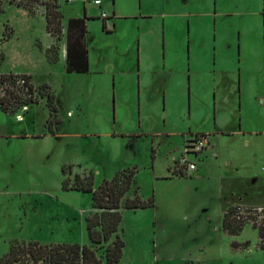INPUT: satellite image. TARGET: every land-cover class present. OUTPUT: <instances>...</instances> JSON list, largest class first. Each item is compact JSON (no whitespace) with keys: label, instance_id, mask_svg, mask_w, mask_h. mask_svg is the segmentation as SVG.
<instances>
[{"label":"rangeland","instance_id":"rangeland-1","mask_svg":"<svg viewBox=\"0 0 264 264\" xmlns=\"http://www.w3.org/2000/svg\"><path fill=\"white\" fill-rule=\"evenodd\" d=\"M46 1L18 7L0 0V73L30 70L35 82L52 87L37 84L42 95L26 108L0 109V258L14 241L88 244L92 194L64 189L63 180L92 174L96 188L131 168L127 195L153 197L155 204L122 209L118 264H264L258 223L247 221L240 234L229 235L221 220V190L264 200V0H172L170 69L161 62L163 0H132L122 10L128 18L109 20L110 32L91 21L85 41L93 66L119 68L116 90L105 73H68L64 58L50 62L57 47L44 50L45 19L29 12ZM84 1L64 4L66 18L81 12ZM140 8L147 16L136 21ZM139 30L141 77L133 40ZM239 129L245 133L237 135ZM50 132L56 134L44 136ZM202 133L219 151L209 159V180L172 176L189 175L174 168L173 156ZM237 204L264 205H230Z\"/></svg>","mask_w":264,"mask_h":264},{"label":"trees","instance_id":"trees-1","mask_svg":"<svg viewBox=\"0 0 264 264\" xmlns=\"http://www.w3.org/2000/svg\"><path fill=\"white\" fill-rule=\"evenodd\" d=\"M18 5L24 6L26 4ZM45 5L47 30L60 38L63 32V14L59 9L57 0H48L45 2ZM104 27L106 28L105 23ZM85 32L86 25L83 19L71 20L67 34L69 41L67 70L69 72H85L88 70V51L84 38ZM74 34L77 39L82 40H80L81 51L79 62L77 63L73 62L70 54V42ZM9 37H11L10 34L8 35ZM53 47L48 51H51ZM55 59L53 60L56 61ZM15 76L17 74H1L0 84L6 80L13 79ZM27 77L32 79L31 75H27ZM47 94L49 105L52 109L57 110L54 94L50 92ZM20 106V103L9 106L5 100L0 102V109L6 112L9 111L8 109L15 111ZM135 172L131 168L119 170L111 179L103 180L96 188L94 187L92 174L84 177L76 173L72 184H70L69 179L65 178L62 182L64 189H75L92 194V207L94 211L86 218L89 243L43 244L38 241H30L28 243L14 241L9 251L0 258V264H118L123 257L125 247V241L120 235L123 220L122 209L147 208L155 204L153 197L144 200L139 194H136L134 197L127 195L134 183ZM238 206V204L230 205L222 218V228L229 235L240 234L247 222L242 216L238 217ZM258 228L261 239L260 246L264 248V227L259 226Z\"/></svg>","mask_w":264,"mask_h":264},{"label":"crops","instance_id":"crops-1","mask_svg":"<svg viewBox=\"0 0 264 264\" xmlns=\"http://www.w3.org/2000/svg\"><path fill=\"white\" fill-rule=\"evenodd\" d=\"M90 2H91V0H85L81 4V9H82L81 12L69 15L66 18V14H64L63 6H64V4L68 3V1H66V0H57V3L59 5V9L61 10V12L63 14V16H62V30H63V32H62L60 38H58L56 35H53L51 32H49L47 30L46 5L45 4H40L39 7H35V12L34 13H32L31 10H29L28 8H26V9H28L31 14L40 15V16H42L45 19L46 31H47V34H48V36L50 38H49V43L47 45L43 46V48H44V50L46 52H48V50L51 47L56 46L57 47V51H58L57 57L55 59L56 61L53 60V61H50V62H57L61 58H64L65 59V64H66V71L68 73H78V74H84V75H92V74H95V73H105L109 77V80L106 83L107 84L109 83V86L112 89L116 90V87L118 86L117 73H119V74H122V73L118 71L119 68L116 67V66H114L113 69L110 70V71L109 70L99 69V67L98 68H94L93 59H92V55H91V51H92L91 48L92 47L90 45H89L90 48H88L87 45H86V48H87V51H88V70L85 71V72H77V71L69 72L67 70V66H68V62H67L68 55L67 54H68V48H69V41H68V38H67V34H68V27H69V24H70L71 20H73V19H83L85 21L86 32H85L84 38H85V36L88 33L89 23L91 21H93V20H99L101 25H102L103 31L110 32V31H112L111 27L109 25L110 22L107 23V22H104L103 19H101V17H100L101 10L106 11L109 15H111V13L113 14V17L110 16L109 20L112 19V18L118 20L120 18H124L125 16L128 18L127 15L122 14V10H123L124 7L127 6L129 8L132 5V0H102L101 6H97V5L95 6L93 4V7L91 6L92 4ZM88 3H90V6L87 5ZM172 4H173L172 0H163V6H164L165 10L163 9V11L160 13V16L162 17V21H163L162 22V24H163L162 46H163V49L165 48L164 49V53H163V57L161 59V62H162V65H163L162 68H166V69L167 68L170 69L172 67V64L167 63V60H168V58L170 56V53H168V54L166 53V48H167V45L169 43L168 42V37H167L166 27L168 28L169 24L172 23V21L169 20L170 12H168L166 9L167 8L170 9V6ZM18 7H20V6L18 5ZM94 7L97 8V11L93 9ZM140 10H141V8L139 9V11ZM140 12H142V11H140ZM135 14H136V16L134 17V19L136 21L141 19L140 17L137 16L138 14L143 15V17L147 16L146 15L147 13H144V12H142V13H138L137 12ZM182 17H183V19H186V16H182ZM186 22L187 21H184V23H183V28L184 29H185V27L187 25ZM104 23L106 24V28L104 27ZM113 26L116 27L114 24H113ZM13 32H14V30H13ZM133 35H134L133 36L134 37L133 40L136 42L137 51L139 52V58L138 59L136 58V72H139L138 76L141 77V75H142L141 73H142V70H143L142 69L143 68L142 50L144 48L143 44H142V40H141L142 38L141 37H142L143 33L140 32V30H139L138 33L136 32ZM184 38H185L186 42H188L187 41L188 36H187L186 32L184 33ZM80 40L77 39L76 35L74 34V37H72V40L70 42V54H71V57H72L74 63L79 62L80 51H81L80 50V43H81ZM57 41H58L59 44H57ZM137 56H138V53H137ZM1 65H2V63H1ZM120 70H122V69H120ZM7 73L31 75L32 76V80L34 82H35V78H36V75L34 74V72H32L30 70L4 71V72L0 73V75L1 74H7ZM139 82L141 83L140 78H139ZM35 83L36 84L47 83L50 86V88L52 89L50 82H48L46 80H41V81L35 82ZM42 85L46 87V84H42ZM48 92H50V91H48ZM50 93L54 94V92H52V91ZM47 96H48V94H47ZM54 97H55V94H54ZM57 119H58V117H57ZM216 133H218V132H216ZM240 133L243 134L245 132H243L242 129H239L237 131V135H240ZM55 134H56L55 132H53V133L50 132V133L44 134V136H46V135L53 136ZM27 136L29 137L28 134L26 135V137ZM23 137H25V136H23ZM31 137H34V136H31ZM213 139L210 138V146L205 150L204 154L202 155L203 158L201 157L200 160L198 161L197 170L189 173V175H187V176H178V175H175V174L172 175V176H175L176 178H180V177L186 178L188 176H192V177L194 176L195 178H198V179L204 178V180H205L207 178L206 180H209V178H210L209 175H208L209 171H210L211 167L214 166V165L211 164L209 159L212 160L213 158H219V151H217V148L215 147L216 145H214V143H213ZM244 145H245V147H249L251 145L250 140L246 139L244 141ZM183 147H184V145H183ZM182 150H183V148H182ZM175 158H177V155L173 156V163H172L173 165H174ZM205 161H207L206 164H205ZM231 163H232L231 161H229V162L227 161V163H223V164H225V165L228 164L229 165ZM221 199H222V204H223L222 205V207H223V209H222V211H223L222 212V218H223L226 206H228V205H230L232 203L235 204L237 202H240V203H244L246 205H263L264 204V200L257 201V202H252L250 199H248L246 197V195L239 196L238 199H237V198L234 197V193L232 192V190H229V191H226V192L221 190Z\"/></svg>","mask_w":264,"mask_h":264},{"label":"built area","instance_id":"built-area-1","mask_svg":"<svg viewBox=\"0 0 264 264\" xmlns=\"http://www.w3.org/2000/svg\"><path fill=\"white\" fill-rule=\"evenodd\" d=\"M17 4H29L30 0H7ZM72 2L74 0H67ZM97 6H101L102 0H91ZM100 17L104 22L109 23L110 15L101 10ZM42 95V89L31 78L25 74H17L13 79L6 80L0 84V102L5 100L6 104L20 103V108H26ZM210 146V137L208 134H197L189 139L183 147L181 154L175 158L174 168L181 172L191 173L198 168V161ZM238 217L242 216L246 221L255 220L259 226L264 227V205L256 207L238 206ZM250 213L254 215L251 216Z\"/></svg>","mask_w":264,"mask_h":264}]
</instances>
